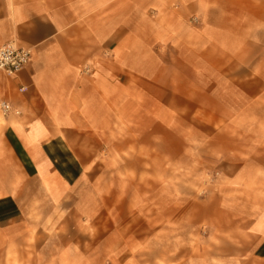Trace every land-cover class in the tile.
Listing matches in <instances>:
<instances>
[{"label": "rangeland", "instance_id": "374dc122", "mask_svg": "<svg viewBox=\"0 0 264 264\" xmlns=\"http://www.w3.org/2000/svg\"><path fill=\"white\" fill-rule=\"evenodd\" d=\"M258 59L238 87L236 74L190 72L188 58L142 89L134 74L143 102L77 146L85 166L62 170L67 192L30 202L26 233L0 235V264H253L238 245L264 199L248 169L264 159V70L248 71Z\"/></svg>", "mask_w": 264, "mask_h": 264}, {"label": "crops", "instance_id": "0c3cea01", "mask_svg": "<svg viewBox=\"0 0 264 264\" xmlns=\"http://www.w3.org/2000/svg\"><path fill=\"white\" fill-rule=\"evenodd\" d=\"M10 42L31 58L13 77L0 73V103L18 112L0 115V235L9 241L28 231L30 202L67 192L62 170L85 166L77 146L143 102L134 74L142 89L148 73L175 72L180 58L193 73L236 74L227 80L237 87L246 58H259L248 71L262 72L264 0H0V45ZM250 168L264 184V159ZM260 193L238 245L253 264H264Z\"/></svg>", "mask_w": 264, "mask_h": 264}, {"label": "built area", "instance_id": "2783aa9c", "mask_svg": "<svg viewBox=\"0 0 264 264\" xmlns=\"http://www.w3.org/2000/svg\"><path fill=\"white\" fill-rule=\"evenodd\" d=\"M30 58L31 49L19 47L14 42L0 45V73L7 77H13L26 68ZM11 113L18 114L11 109L9 104L1 102L0 115L4 117Z\"/></svg>", "mask_w": 264, "mask_h": 264}]
</instances>
